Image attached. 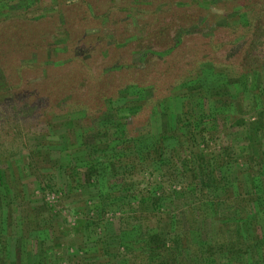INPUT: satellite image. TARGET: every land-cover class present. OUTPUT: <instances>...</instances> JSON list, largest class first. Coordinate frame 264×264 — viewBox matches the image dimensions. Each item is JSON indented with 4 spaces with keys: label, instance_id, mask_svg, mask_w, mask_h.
<instances>
[{
    "label": "trees",
    "instance_id": "obj_1",
    "mask_svg": "<svg viewBox=\"0 0 264 264\" xmlns=\"http://www.w3.org/2000/svg\"><path fill=\"white\" fill-rule=\"evenodd\" d=\"M104 1L107 7L102 10L92 4L95 16L89 17L90 9L83 8L82 19L77 16L78 8L85 4L66 3L62 24L60 14L49 15L51 22L46 21L45 27L39 23L40 17L0 21V138L16 134L23 148L38 134L49 138L34 144L37 149L31 150L34 145L30 144L29 153L20 159L21 170L30 168L29 172L35 173L42 194L55 185L45 168H55L56 173L60 168L63 176L67 173L72 180L77 176L79 182L84 179L82 168L94 180L115 173L114 183L108 179L110 190L100 197L103 203H118L122 210L119 225L115 226L114 220L106 223L109 219L103 206L92 210L89 218L80 217L74 229L86 238L82 246L68 248L66 254L57 252L58 264H264V154L250 131L244 135L247 144L238 148L243 139L231 131L229 123L240 94H233L228 83L253 70L250 60L235 64L216 59V48L235 40L223 43L213 33L205 36L212 55L202 54L204 44L191 35L192 41L188 39L186 31L158 51L160 59L149 55L144 67L129 65L125 56L120 60L116 37L109 41L107 35L87 31L91 20L93 25L98 22L96 16L109 13L111 0ZM1 2L10 4L12 0ZM167 4L172 5L163 3L156 12H164ZM72 7L75 13H71ZM149 9L154 16L155 9ZM240 10L246 11L243 6ZM207 12L214 14L211 9ZM246 13L250 23L253 9ZM193 20L191 24L198 21ZM59 24L69 30V39L56 49L52 34L61 29ZM225 24L222 27L239 30V24ZM246 26L237 36L248 32ZM45 28H49L47 39L42 35ZM161 29L155 27L149 40H157ZM254 41L253 37L244 45L245 54L250 53ZM28 48L36 49L37 56L22 62L19 56H31ZM196 51L202 55L197 56ZM204 62L210 64L205 66ZM209 74L225 77V85L223 80L210 81ZM252 97L259 101L258 94ZM176 98L182 99L180 110L169 106L167 111L165 104L170 101L172 105ZM66 116L80 128L75 131L78 139L82 140L95 119L100 130L115 136L95 150L89 149V144L88 150L77 146L74 158L77 165L84 166L81 169L72 160L61 164L60 156L52 153L53 144L59 141V137L52 138L56 135L52 129ZM44 126L47 133L38 132ZM139 126L146 127L137 130ZM258 129L264 131V127ZM1 139L0 145L5 144ZM14 154L5 153L3 160L0 156V163L6 164L0 166V200L4 205L0 264H19L17 246L27 237L44 243L54 236L53 242H60L52 222L54 205L44 202L45 207L35 206L27 200L26 188L20 189L15 178L7 175L5 167L15 162ZM102 155L104 158H96ZM138 174L159 176V182L148 189L140 184ZM80 199L84 206L85 199Z\"/></svg>",
    "mask_w": 264,
    "mask_h": 264
},
{
    "label": "rangeland",
    "instance_id": "obj_2",
    "mask_svg": "<svg viewBox=\"0 0 264 264\" xmlns=\"http://www.w3.org/2000/svg\"><path fill=\"white\" fill-rule=\"evenodd\" d=\"M1 1L2 0H0V21L3 20L2 22L6 23L18 19L19 22H22L19 20V17H40L39 23H42L43 27L46 26V21L51 22V20H47L49 15L55 16L56 14H60L58 20L61 24L64 23L65 17L67 16V12L66 14L64 12L66 3L83 2V4H85V6L81 4L80 7L82 8H78L79 14H77V16H79V19H82V15L84 14L83 8L90 9L89 17L96 15V11L92 4L97 6L100 10L107 7L104 0H93V2H89L88 0H75L74 2H68V0H12V2H9L10 4H3L4 2L2 3ZM166 2L172 3V5L170 6L167 4L164 12H156V9H159V7ZM110 4L112 5L109 8V13L105 16H96L98 22L93 25L91 20L87 31L93 34L101 33L104 37L107 35L110 37L109 41H112L116 37V43L114 45L118 48L119 55L122 56L120 60L125 56V61L127 59L126 63L129 65L144 67L150 61L149 55L156 59H160L162 53L158 51H160L165 44L177 41L180 36L185 35L184 33H186V31H188L186 34L188 39L191 40L190 37H196L201 41V44H204V48L202 47L200 52L206 55H212L213 50L210 48L208 41L205 40V36L213 33L216 40L218 41L219 39L223 43L230 42L231 39L235 40L233 43L225 44L221 48L217 47L213 53V55L217 57L216 59L227 63L233 62L238 64L242 61L244 63L246 58L248 61L250 60L251 66L254 67L253 70L240 77L234 78L231 80L230 84L228 83L233 94H240L239 104L234 106L232 112L229 114V123H231L230 129L235 135H239V137L243 139L239 142L240 147L238 146V148H242L247 144V142H244V135L246 136L247 131L255 133L256 135L252 134L253 137L256 138L254 144L255 141L258 140V147H261L264 154V131L262 132L260 131L261 129H258V127H264V0H111ZM195 4H199L200 7H196ZM27 5L30 6L26 7ZM191 5H193V7H191ZM245 5L248 7L245 8ZM22 6L25 8H21ZM242 6L243 9H246L248 12L253 9V18L251 17L252 19H250V23H247V18L249 16H247L248 13H246L245 10H240ZM149 8L155 9L156 13L154 16ZM194 8L196 10H194ZM209 8L214 14L209 15L207 12L210 10ZM70 10L71 13H75L74 7L70 8ZM161 10L163 11V8H161ZM193 19H197L198 21H195V24H191V21H194ZM2 22H0V28L3 24ZM225 23H232V25L234 23L239 24V30L234 32L226 27H222L223 25H226ZM217 25H220L221 27L214 31V28ZM245 25H248L246 26L248 27V32L237 36L238 32H240ZM57 27L59 28L60 24L57 25ZM155 27H162V29L157 31V40L151 41L149 38L155 33L153 31ZM60 28L61 29L56 30L55 33L52 34L54 44H57V46L54 45L53 47L56 46V49H61V45L66 43V39H69V30L63 27ZM48 30L45 28L44 32H42L43 37H46V39L49 32ZM253 37L255 43L251 46L249 50L250 53L247 52V54H245L244 45ZM191 41L190 43H194ZM80 42H82V40H80ZM43 44L44 43L42 42L37 46L40 47ZM27 51H29L28 53L31 54V56L30 58L19 56L22 62H28L37 56L36 49L31 50L28 48ZM153 51L156 53H153ZM200 52L197 53V56L198 54L202 55ZM252 61L255 62L252 63ZM209 64L210 63L204 62L205 66H208ZM209 78L210 81L214 79L222 82L223 80L225 85V77H214L213 74H209ZM255 94H258L259 101L253 99L252 96H255ZM181 100V98L173 99L172 105L170 101L168 105H166V103L165 106L167 111L170 109L169 106L180 110L182 104ZM242 107L243 109L245 107V112H242ZM174 114L175 113H172V115ZM97 120L98 119L93 120V123L86 128L87 133L83 136L82 140L81 138L78 139L76 136V132L80 131V128L77 126L76 121H73L70 117L66 116L61 118V120L56 123L52 129L56 135L52 138L57 140L59 137V141L53 144L52 153L58 154V157L60 156V160L62 161L61 164L67 165L69 161L72 160V163L75 162L77 165L78 162L74 158L77 146L80 150H88L86 148L87 144H89V149L95 150L97 147H102V141L110 142V140L107 139L115 137L108 136L107 131L100 130L97 125ZM25 126L26 125L24 124V133L26 131ZM144 127L146 126H139L136 129L140 130ZM13 128L17 131L16 127ZM23 131H20V133ZM43 131L44 133H47V126L38 130V132ZM76 138L79 142H75ZM46 139L47 141L49 140L48 136L45 137L42 134H38L37 138H31L28 141L29 145L27 148H23L22 141L16 136V134H3L1 139L2 141H5V144L3 143L0 145V156L3 157L2 160L5 157V153H8V155L15 153V162H9L5 167L7 175L15 178V184L20 189H23L24 187L26 188L27 200L29 201L30 199L35 206L38 205L39 207H45L44 204L42 205L44 202L49 205H54V217L52 222L55 226L54 230L56 235L60 237L59 244L56 243V241L53 242L54 236L51 237L53 238L52 241L44 243L42 241H35L33 237H27L20 240L16 250V257L19 264H39L40 261H38V259L58 264V253L66 254L68 248L71 249L78 247L79 245L82 246L83 240L86 238L81 235V233H77L74 229V226L80 217L89 218L92 216V210L98 211L100 209L99 207L103 206L105 209L104 214L109 219L106 223H110V221L114 220L116 226L119 225L118 219L122 213V210L118 209L117 202L109 200L108 203L106 201L103 203V200L100 197V193H104V191L108 192L110 190L108 179L111 178L110 182L114 183L113 181L115 178L113 175L115 173L107 178L105 177V179H102L101 176V179L94 180V177L88 176L87 169L82 168L84 169V179L79 182V177L77 176L73 180L67 175V173L66 175L63 173V176L60 172V168L57 169V173L55 168H45L43 171L49 173L50 176H53V182L55 185L52 191H47L42 194L38 187V178L35 173L29 172V170H31L30 168L23 172L19 165L22 163L21 160H23L25 155L29 153L31 148V150L37 149L38 146L34 144L40 143L41 140L45 142L44 140ZM112 142L113 141H111V144ZM30 144L34 146L30 148ZM211 148L214 149V147ZM238 148L236 149L237 153ZM196 150L198 149L196 148ZM100 152H102V150ZM81 155H83V153ZM98 155L100 154L98 153ZM103 155L97 156L96 158L102 159L104 158ZM85 156H87L86 153L84 157ZM5 165L6 164L0 163V166L4 167ZM138 165L140 166V163ZM77 166H79L80 169L81 167H84L81 164ZM115 177L118 178V176ZM138 177L140 184L143 186L146 185L148 189L154 188L158 184L160 178L159 176L151 174H138ZM119 188L120 187H117V189ZM116 193L120 192L116 191ZM80 197L85 199L84 206H81L80 204L81 199L78 200ZM1 202L2 200H0V220L4 217L1 207L4 205ZM17 207L20 208L19 205ZM45 210L48 214L49 210L46 208ZM47 214H45V217H47ZM98 230H100V228H98ZM86 233H90V231ZM69 244L70 246H68ZM87 249H94V247H87ZM63 264H68V262L64 261Z\"/></svg>",
    "mask_w": 264,
    "mask_h": 264
}]
</instances>
